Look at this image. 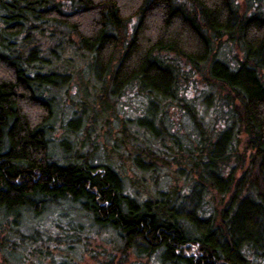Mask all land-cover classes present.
Masks as SVG:
<instances>
[{
	"label": "trees",
	"instance_id": "1",
	"mask_svg": "<svg viewBox=\"0 0 264 264\" xmlns=\"http://www.w3.org/2000/svg\"><path fill=\"white\" fill-rule=\"evenodd\" d=\"M77 244L264 264V0H0V264H72Z\"/></svg>",
	"mask_w": 264,
	"mask_h": 264
},
{
	"label": "rangeland",
	"instance_id": "2",
	"mask_svg": "<svg viewBox=\"0 0 264 264\" xmlns=\"http://www.w3.org/2000/svg\"><path fill=\"white\" fill-rule=\"evenodd\" d=\"M72 101H73L72 99L70 100L68 98L65 101L62 100L57 105L56 114H55L54 118L52 119L53 129H52V133H51V140H52V142H51V153H54V158L59 160L60 162H65L64 160L67 159V156L71 155L70 151L66 150L67 145L66 146L62 145L61 141L67 140V141H69L68 143H70L71 146H73L75 143V139H76V135H74L71 132V129H70L71 127L67 126V121L71 117V113H70L72 110L71 108H73ZM75 108H76V106H75ZM110 124L112 125L111 122H110ZM115 131L116 130H114V132ZM96 138H98V137L96 136L95 139ZM101 139H102L101 145H103L104 139L103 138H101ZM86 145L82 147V154H86L91 149L88 145L87 146ZM126 174L131 175L132 171L126 172ZM161 175H163L162 172H161ZM48 222H49L48 212H46L42 215H39V224L43 223L46 225ZM81 246H82V244H77V246L75 248L76 251L74 250L73 254H72V252H70L72 254L71 257L74 258L72 260V264H100L97 261V259L92 256V252L84 251ZM102 246H106V244L103 243V241L101 239L94 240L93 244L91 245V247H94L98 250L101 249ZM194 252H195L194 248L189 249L187 254L189 255V254H192ZM131 259L135 260L134 258H131ZM39 264H49V261H47V260L41 261V259L39 258Z\"/></svg>",
	"mask_w": 264,
	"mask_h": 264
}]
</instances>
